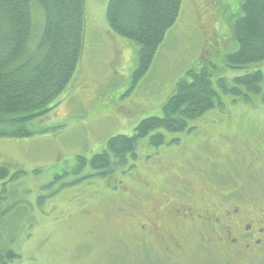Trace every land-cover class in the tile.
Wrapping results in <instances>:
<instances>
[{
  "label": "rangeland",
  "instance_id": "1",
  "mask_svg": "<svg viewBox=\"0 0 264 264\" xmlns=\"http://www.w3.org/2000/svg\"><path fill=\"white\" fill-rule=\"evenodd\" d=\"M107 2L83 0L84 45L57 107L27 125L34 131L30 136L0 137V164L10 173H27L16 186L27 193L33 219L18 233V257L7 264H134L127 263L130 241L117 239L133 224L131 201L147 207L150 194L163 193L152 189L154 182L162 187L187 182L191 198L199 201L215 200V193L241 185L264 201V76L258 94L241 89L242 94L233 95L216 83L222 78L230 86L233 77L255 70L264 75V60L240 68L225 62L236 49L232 24L240 0H182L150 67L135 84L131 73L138 45L109 28ZM33 17L39 35L38 9ZM210 63L221 104L192 121L193 129L165 133L158 147L141 139L131 169L102 176L88 168L72 172L75 155L88 159L108 137L131 135L141 119L160 116L176 81L188 69ZM173 138L178 141L169 143Z\"/></svg>",
  "mask_w": 264,
  "mask_h": 264
},
{
  "label": "trees",
  "instance_id": "2",
  "mask_svg": "<svg viewBox=\"0 0 264 264\" xmlns=\"http://www.w3.org/2000/svg\"><path fill=\"white\" fill-rule=\"evenodd\" d=\"M182 0H108L105 17L117 35L138 45L136 65L131 73L135 84L150 67L158 46L175 22ZM38 9L39 35L34 10ZM240 14L232 24L236 49L225 56L229 67L240 68L264 60V0H240ZM34 18V19H33ZM83 0H0V137H28L27 125L57 107L56 98L70 82L84 45ZM38 26V27H39ZM213 64L188 69L179 78L162 106L160 116H147L131 135L116 134L90 158L75 155L74 174L88 168L104 175L119 168H132L138 143L149 146L165 142V133L193 129L191 122L220 105L211 80ZM261 70L235 76L232 85L217 79L223 92L233 95L246 89L261 92ZM242 94V93H240ZM247 100V95H243ZM56 100V101H55ZM55 101V102H54ZM177 138L169 143H176ZM35 172L36 170H32ZM27 175L17 169L10 173L0 164V264L18 257L14 244L18 233L30 228V202L19 191L17 181Z\"/></svg>",
  "mask_w": 264,
  "mask_h": 264
},
{
  "label": "flooded vegetation",
  "instance_id": "3",
  "mask_svg": "<svg viewBox=\"0 0 264 264\" xmlns=\"http://www.w3.org/2000/svg\"><path fill=\"white\" fill-rule=\"evenodd\" d=\"M158 188L163 193L150 194L147 207L131 201L133 224L121 234L126 242L117 239L130 241L127 263L264 264V201L241 185L201 201L191 198L187 182H154L152 189ZM144 255L148 261H141Z\"/></svg>",
  "mask_w": 264,
  "mask_h": 264
}]
</instances>
